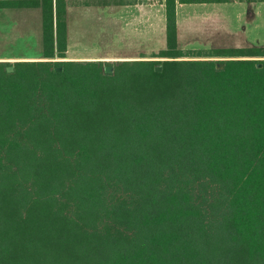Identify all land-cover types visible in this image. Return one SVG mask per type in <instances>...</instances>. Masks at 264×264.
<instances>
[{
    "label": "trees",
    "instance_id": "16d2710c",
    "mask_svg": "<svg viewBox=\"0 0 264 264\" xmlns=\"http://www.w3.org/2000/svg\"><path fill=\"white\" fill-rule=\"evenodd\" d=\"M176 1L167 59L107 72L46 60L66 0H0L41 7L45 58L0 61V264H264V48L183 52Z\"/></svg>",
    "mask_w": 264,
    "mask_h": 264
},
{
    "label": "rangeland",
    "instance_id": "374dc122",
    "mask_svg": "<svg viewBox=\"0 0 264 264\" xmlns=\"http://www.w3.org/2000/svg\"><path fill=\"white\" fill-rule=\"evenodd\" d=\"M153 3L155 0H149L146 28L132 31L111 30L106 11L97 10L89 16L75 10L71 14L65 57L56 55L46 60H102L113 66L120 60L167 59L159 56L166 49L165 24L159 5L154 10ZM187 8L195 10L187 12L188 18L179 24L178 47L183 52L200 49L222 54L232 49L264 48V4L260 5L259 26L254 21V27L247 21L236 20V15L224 21L222 13L202 5ZM42 31L41 7L0 8V61L13 67L16 61L45 60ZM209 59L220 61L228 57L218 55Z\"/></svg>",
    "mask_w": 264,
    "mask_h": 264
},
{
    "label": "crops",
    "instance_id": "0c3cea01",
    "mask_svg": "<svg viewBox=\"0 0 264 264\" xmlns=\"http://www.w3.org/2000/svg\"><path fill=\"white\" fill-rule=\"evenodd\" d=\"M66 30L67 35L70 28L71 14L75 12H86L87 15L92 16V13H97V10H103L107 13L106 21L111 30L117 31L121 29L124 31H132L140 27L146 28L148 23V7L149 0H66ZM154 1V0H151ZM264 4L263 0H220L219 2L210 3H180L176 1V24L177 35L179 36V24L183 19H187L189 11L195 10L187 7L202 5L204 9L209 11L217 10L222 13L223 20H229L236 15V20H244L249 22L248 25L254 27V21L259 26L260 5ZM152 4V3H151ZM150 4V5H151ZM157 4V5H156ZM154 10L160 7L161 15L165 24V6L164 0H155ZM232 8V10H230ZM238 8V9H237ZM4 9V8H3ZM198 9H196L197 11ZM207 10V11H208ZM199 11V10H198ZM188 12V13H187ZM94 15V14H93ZM185 18H184V17ZM189 16V15H188ZM246 25V26H248ZM139 29V31H140ZM181 29V26H180ZM113 31V32H115ZM165 31V26H164ZM127 35V34H126Z\"/></svg>",
    "mask_w": 264,
    "mask_h": 264
},
{
    "label": "water",
    "instance_id": "95a60500",
    "mask_svg": "<svg viewBox=\"0 0 264 264\" xmlns=\"http://www.w3.org/2000/svg\"><path fill=\"white\" fill-rule=\"evenodd\" d=\"M223 66H224V64L221 63V62H218V63L216 64V67H217V68H222ZM260 66H261V64H258V67H260ZM12 69H13L12 66H8V67H7V70H8V71H12ZM61 69H62L61 66H57V67H56V71H57V72L61 71ZM154 69H155L156 71L159 72V71L162 70V66H161V65H155ZM105 70H106L107 72H112V71H113V66H111V65H106V66H105Z\"/></svg>",
    "mask_w": 264,
    "mask_h": 264
}]
</instances>
